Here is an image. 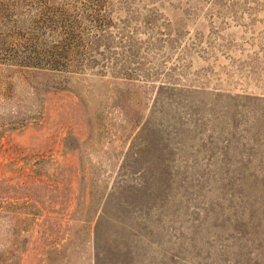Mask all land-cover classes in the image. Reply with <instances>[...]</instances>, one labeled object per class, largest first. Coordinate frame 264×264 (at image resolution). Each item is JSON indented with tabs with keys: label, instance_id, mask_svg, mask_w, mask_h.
Here are the masks:
<instances>
[{
	"label": "rangeland",
	"instance_id": "1",
	"mask_svg": "<svg viewBox=\"0 0 264 264\" xmlns=\"http://www.w3.org/2000/svg\"><path fill=\"white\" fill-rule=\"evenodd\" d=\"M75 1L0 0V264H264V0H93L70 72L19 65Z\"/></svg>",
	"mask_w": 264,
	"mask_h": 264
},
{
	"label": "trees",
	"instance_id": "2",
	"mask_svg": "<svg viewBox=\"0 0 264 264\" xmlns=\"http://www.w3.org/2000/svg\"><path fill=\"white\" fill-rule=\"evenodd\" d=\"M93 0L51 5L40 11V27L12 43L19 65L23 67L70 72L74 52L90 30L108 27L106 10L96 8ZM93 25V26H91ZM91 26V27H90ZM14 42V41H13Z\"/></svg>",
	"mask_w": 264,
	"mask_h": 264
}]
</instances>
